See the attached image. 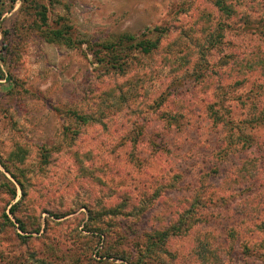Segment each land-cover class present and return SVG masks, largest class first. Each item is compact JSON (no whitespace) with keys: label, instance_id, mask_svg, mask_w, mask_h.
<instances>
[{"label":"rangeland","instance_id":"obj_1","mask_svg":"<svg viewBox=\"0 0 264 264\" xmlns=\"http://www.w3.org/2000/svg\"><path fill=\"white\" fill-rule=\"evenodd\" d=\"M216 1H1L0 160L23 187L0 163L18 192L0 187V264H264V124H244L264 109V0ZM155 27L150 54L96 66ZM229 120L253 141L230 146Z\"/></svg>","mask_w":264,"mask_h":264},{"label":"trees","instance_id":"obj_2","mask_svg":"<svg viewBox=\"0 0 264 264\" xmlns=\"http://www.w3.org/2000/svg\"><path fill=\"white\" fill-rule=\"evenodd\" d=\"M2 0H0L1 3ZM53 1V0H50ZM235 1L234 3H238L240 0H233ZM216 7L218 8V10L220 12H230L231 8L229 6V3L224 1V0H217L215 2ZM231 5V4H230ZM2 16V14L0 13V17ZM45 18V16H44ZM221 24L217 23L216 27H219ZM154 33H160V35L156 38L153 39L151 37H147L146 34L144 35H135V34H120L119 36H117L114 40L113 43L106 45V46H101L99 47V53H102V55L100 54L99 58L96 61V66H101L100 68L102 69H107L109 70V68L112 69H117L119 67L120 70H123L122 68H124L127 64V62L129 61H133L135 58L132 55H143L146 56L147 54H150L153 50L157 49L159 44H161L162 41V37L163 35H166L167 31L164 32V30L161 27H155L152 30ZM150 32V30L148 31ZM57 35H63L61 31L56 32ZM76 39V38H75ZM75 39H73L74 41H76ZM72 41V39H70V42ZM131 52V53H130ZM113 56L111 61L115 60L116 63H119V61L121 59H123V61L120 64H112V62H110V60H106L108 57ZM128 59V60H126ZM1 71V69H0ZM200 76V75H199ZM223 99V98H222ZM159 105H163L164 103L166 104L167 99L164 98V96H161L158 101ZM222 108V106H220ZM210 109V107H209ZM210 111V110H209ZM211 118L214 120V122L218 123V119L216 116V113L211 114ZM172 123V122H171ZM244 124H251V129L254 130L257 127L261 126L264 124V109L262 112L259 113L258 117L254 118L253 120L249 121V122H245ZM226 125L228 126H232L233 128H231L230 130V135H229V145L232 146L234 143H232V135L234 134V129L236 128V125L233 124L232 121H227ZM237 129V128H236ZM238 130V129H237ZM238 137L245 142H252L253 141V136H245L242 132H240L238 130ZM227 155H224V158H226ZM226 160H223V162H225ZM1 165L3 166V168L5 169V171L7 173H9V175L15 180L19 182V185L22 189L23 185L20 184V181L18 179V177L14 174V172L8 167V165L5 163V161L0 160ZM261 169L263 168V166L260 167ZM214 173H216L217 175L222 174L219 171V168L216 167L214 169ZM249 171V170H248ZM213 173V174H214ZM215 176V175H214ZM213 176V177H214ZM252 176L246 174L245 175V179H251ZM235 179H238L235 178ZM212 186V185H211ZM0 187L1 188H6L9 193L11 194V198L12 200L17 198L18 192H17V188L14 185V183H12V181L0 171ZM204 187H206L205 185L202 186V188L199 190V194L198 196L195 198L196 202H194V204L197 203V205H199L200 203H202V200L204 199L203 197H201L202 195V191L204 189ZM23 191V190H22ZM230 199V198H228ZM20 205V201L16 204H13L10 209L9 212L11 213V215L14 217L15 221L19 224L18 229L22 232L26 233V229L24 224L21 222L20 219L17 218L16 216V210L18 209V206ZM12 227L15 228V225L13 224L12 220L10 219V217L8 216V214L6 212H4L3 217L0 219V230L4 231V232H8ZM170 235L173 236L175 233L171 230L170 231ZM166 233H164V238H166ZM17 238H19L20 240H25L26 237H31V236H22V235H15ZM108 258H112V256L108 257ZM32 262L34 264H50L48 262L44 263L42 260H38L35 259L34 257L31 258ZM29 261V260H28ZM101 264H110L109 261H103L101 262Z\"/></svg>","mask_w":264,"mask_h":264}]
</instances>
